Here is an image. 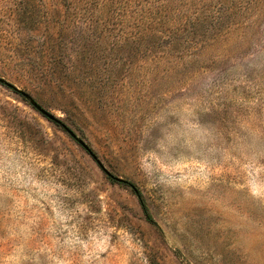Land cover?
Segmentation results:
<instances>
[{
	"label": "rangeland",
	"instance_id": "374dc122",
	"mask_svg": "<svg viewBox=\"0 0 264 264\" xmlns=\"http://www.w3.org/2000/svg\"><path fill=\"white\" fill-rule=\"evenodd\" d=\"M120 1L0 0V78L88 148L0 83V264H264V0Z\"/></svg>",
	"mask_w": 264,
	"mask_h": 264
},
{
	"label": "water",
	"instance_id": "95a60500",
	"mask_svg": "<svg viewBox=\"0 0 264 264\" xmlns=\"http://www.w3.org/2000/svg\"><path fill=\"white\" fill-rule=\"evenodd\" d=\"M0 83L1 84H6V86L11 89L12 91H14L16 94L20 95L24 100H27L30 105L37 111L39 112L41 115H43L44 117H46L48 120L53 121L55 123H57L58 125H60V127H62V129H64V131H66V133L74 140L76 141L81 147H83L84 149H88L87 146L83 143L82 140H80L69 128H67L64 124L56 121L54 119V117L48 113L46 110H44L38 103H36L27 93H25L24 91L16 88L15 86L11 85L10 83L4 81L3 79L0 78ZM102 168V166H101ZM105 174L110 177L111 179L115 180L116 182L119 183H126V181L114 177L112 176L110 173L105 171Z\"/></svg>",
	"mask_w": 264,
	"mask_h": 264
},
{
	"label": "trees",
	"instance_id": "16d2710c",
	"mask_svg": "<svg viewBox=\"0 0 264 264\" xmlns=\"http://www.w3.org/2000/svg\"><path fill=\"white\" fill-rule=\"evenodd\" d=\"M65 1H66L65 7L68 8V9H71L73 5L70 2V0H65ZM120 3H121L120 0H97V4L102 6L104 11L105 12L108 11L112 16H114V13H117L119 11L118 6H119ZM74 7H75V5H74ZM120 11H121V9H120ZM62 36H63V34H62ZM130 36H132V38H133L132 41H135V40H141V37L144 38L147 35L145 33L142 34V32H141V33H131ZM57 37H61L59 33L57 34ZM49 50L53 51L54 50L53 46L49 47ZM2 85L7 87L6 84H2ZM134 193L136 194V196L138 198L140 207H141V209H142V211H143V213L145 215L146 220L151 223V221H152L151 217L147 213V209H146L145 203H144L140 193L138 191H136V190H134Z\"/></svg>",
	"mask_w": 264,
	"mask_h": 264
}]
</instances>
